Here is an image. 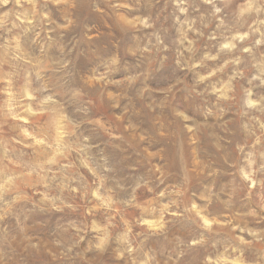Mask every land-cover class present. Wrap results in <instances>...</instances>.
<instances>
[{
	"label": "rangeland",
	"instance_id": "obj_1",
	"mask_svg": "<svg viewBox=\"0 0 264 264\" xmlns=\"http://www.w3.org/2000/svg\"><path fill=\"white\" fill-rule=\"evenodd\" d=\"M0 264H264V0H0Z\"/></svg>",
	"mask_w": 264,
	"mask_h": 264
}]
</instances>
